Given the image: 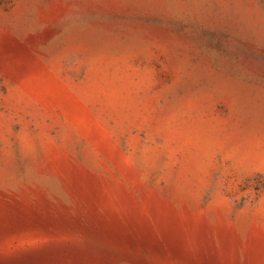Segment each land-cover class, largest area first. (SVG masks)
I'll list each match as a JSON object with an SVG mask.
<instances>
[{
  "label": "rangeland",
  "instance_id": "374dc122",
  "mask_svg": "<svg viewBox=\"0 0 264 264\" xmlns=\"http://www.w3.org/2000/svg\"><path fill=\"white\" fill-rule=\"evenodd\" d=\"M0 264H264V0H0Z\"/></svg>",
  "mask_w": 264,
  "mask_h": 264
}]
</instances>
